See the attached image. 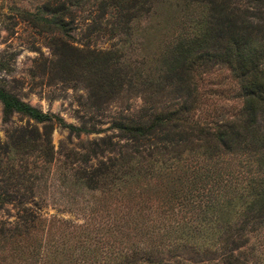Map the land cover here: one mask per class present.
<instances>
[{
	"label": "trees",
	"instance_id": "trees-1",
	"mask_svg": "<svg viewBox=\"0 0 264 264\" xmlns=\"http://www.w3.org/2000/svg\"><path fill=\"white\" fill-rule=\"evenodd\" d=\"M86 1L45 0L21 13L48 32L50 61L61 80L83 81L84 110L78 124L65 122L0 85L2 118L26 117L0 141V210L6 203L15 209L12 220L0 218V264H260L264 0H173L175 16L162 25L155 54L137 53L155 0H97L96 21L84 36L116 38L102 48L68 40L75 27L71 7ZM216 65L229 69L240 105L229 115L204 109L208 116L201 117L198 78ZM54 125L67 130L68 144L80 133L102 134L75 147L60 142L54 151ZM54 153L67 177L98 192L86 218L104 224L107 235L92 246L82 241L68 255L54 242L30 243L52 220L33 199L27 163L50 162ZM102 200L106 208L98 205ZM99 211L107 221L99 222Z\"/></svg>",
	"mask_w": 264,
	"mask_h": 264
},
{
	"label": "rangeland",
	"instance_id": "rangeland-1",
	"mask_svg": "<svg viewBox=\"0 0 264 264\" xmlns=\"http://www.w3.org/2000/svg\"><path fill=\"white\" fill-rule=\"evenodd\" d=\"M43 1L45 0H0V85L41 111L56 113L65 122L78 124L77 115L84 110L79 102L84 101L85 98L83 81L64 82L61 80L50 61L49 45H52L53 41L49 38L48 32L39 31L21 16L23 11H31ZM96 8L97 0H87L82 6L71 7V19L75 27L71 31L72 37L68 40L72 44L80 45L88 41L89 46L102 48L116 42L115 37L107 34L95 36L91 33L92 37L88 40L84 36L89 29L88 26L96 21L94 20ZM175 13L176 7L173 0L153 2L148 20L137 37L138 54H155L159 50L162 41L160 29L164 23H169L171 18H174ZM109 16L107 14L105 18ZM198 89L201 92L202 103L201 108L196 111L201 117L208 116L206 111H209V115L212 116L219 113L233 114L240 105L236 82L225 65H216L201 75L198 78ZM138 101L137 98L134 99L135 103ZM132 104L134 105L133 102ZM25 123L26 117L17 113H12L7 120H4L0 103V141L6 140V133L9 129ZM107 124L108 122H104L101 126L104 127ZM66 134L65 128L57 125L52 127L50 141L54 151L58 149L60 142L75 147L74 143L79 140L85 141L102 133H80L79 137L72 136V143L69 144L65 141ZM61 160L62 156L54 153L50 162L30 160L27 163L26 173L34 177V182H31L32 186L30 185L34 195L33 199L45 220H52L49 223L46 221L49 226L47 231L46 225H40L33 232L30 243L35 246L38 241L40 245L54 242L60 248L64 246L66 248L64 254L68 255L67 251L71 253L73 248L78 249L83 244L82 241L88 239L89 245L92 246L96 240L99 241V236L107 237V235L102 228L104 224L101 223L103 225L101 227L93 222V219L86 218L87 208H91L90 202L94 200L98 192L82 187L73 177H67L64 174L66 165H63ZM95 160L92 159V162ZM27 175H24L23 179ZM27 179H30L29 176ZM93 205L96 206V203ZM98 205L104 206L103 200ZM14 215L15 209L9 203H6L4 209L0 210L2 219L12 220ZM102 215H104L103 211H99V222L106 220V216L104 218ZM96 217L97 215H94V218ZM60 218L69 219L71 226L57 225ZM83 221H87L84 227L75 225L82 224ZM34 246L33 250H35ZM2 254L4 255L5 251H2ZM260 256L259 263L264 264V246L261 247Z\"/></svg>",
	"mask_w": 264,
	"mask_h": 264
}]
</instances>
